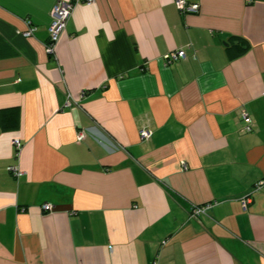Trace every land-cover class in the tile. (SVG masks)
Instances as JSON below:
<instances>
[{
	"label": "crops",
	"instance_id": "obj_1",
	"mask_svg": "<svg viewBox=\"0 0 264 264\" xmlns=\"http://www.w3.org/2000/svg\"><path fill=\"white\" fill-rule=\"evenodd\" d=\"M84 1L0 0V264H264V0Z\"/></svg>",
	"mask_w": 264,
	"mask_h": 264
},
{
	"label": "built area",
	"instance_id": "obj_2",
	"mask_svg": "<svg viewBox=\"0 0 264 264\" xmlns=\"http://www.w3.org/2000/svg\"><path fill=\"white\" fill-rule=\"evenodd\" d=\"M94 0H85L84 3L90 5L93 3ZM174 4L176 8L179 10L180 13H196L199 10V4L197 2H190L189 0H174ZM73 3L71 2H58L56 3L53 8L51 9V23L48 28L49 39L45 44V50L49 55L53 54L55 44L57 43L59 37L61 36L62 32L66 27L67 20L69 19L72 10H73ZM34 31V28H30L23 33L24 36H30ZM185 52L183 49H177L176 51H172L165 55L166 62H170L172 60H176L179 58H184ZM242 119L246 123L245 129L249 131L250 127V118L247 113L242 114ZM139 136L141 139L146 140L151 136V131L147 127H142L139 130ZM83 137L82 132H79L77 138L80 140ZM12 144L15 148V156L18 155L21 147V141L18 138L12 140ZM187 167L184 165L183 169ZM7 170L11 172L15 176L20 175V170L15 165H9ZM264 181H259L255 186V189L259 188L260 185L263 184ZM250 201L249 196H246L242 200V204L245 207L246 204ZM210 208V204L205 205H192L189 209V217L197 219L201 214L207 213L208 209ZM42 209L46 211L52 210V206L50 204L42 205Z\"/></svg>",
	"mask_w": 264,
	"mask_h": 264
}]
</instances>
